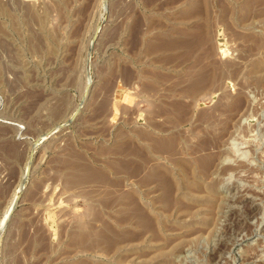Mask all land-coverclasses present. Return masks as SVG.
<instances>
[{
	"label": "rangeland",
	"instance_id": "obj_1",
	"mask_svg": "<svg viewBox=\"0 0 264 264\" xmlns=\"http://www.w3.org/2000/svg\"><path fill=\"white\" fill-rule=\"evenodd\" d=\"M0 264H264V0H0Z\"/></svg>",
	"mask_w": 264,
	"mask_h": 264
},
{
	"label": "bare ground",
	"instance_id": "obj_2",
	"mask_svg": "<svg viewBox=\"0 0 264 264\" xmlns=\"http://www.w3.org/2000/svg\"><path fill=\"white\" fill-rule=\"evenodd\" d=\"M27 10H28V9H27ZM242 37H243V36H242ZM200 38H201V37H200ZM22 183H23V182H21L20 186L18 187L19 189L16 190L17 192L15 193V196H14V199H13L11 205L9 206V208H7L8 210H7L6 214H4V215H6V216H5V220H6L7 216H8V214L10 213V211L14 209V208L12 209V207H13L14 202H15L17 196H18V193L21 192L20 190L22 189V188H21ZM8 204H9V203H8ZM2 219H3V218H2ZM1 221H2V220H1ZM3 222H4V221H3ZM2 224H3V223H1V225H2Z\"/></svg>",
	"mask_w": 264,
	"mask_h": 264
},
{
	"label": "water",
	"instance_id": "obj_3",
	"mask_svg": "<svg viewBox=\"0 0 264 264\" xmlns=\"http://www.w3.org/2000/svg\"><path fill=\"white\" fill-rule=\"evenodd\" d=\"M104 3H105V2H104ZM76 114H77V113H76ZM75 117H76V115H74V116L72 117L71 121H72ZM48 134H50V133H48ZM48 134H47V135H48ZM33 156H34V155H33V151H31V152H30V158L32 159Z\"/></svg>",
	"mask_w": 264,
	"mask_h": 264
},
{
	"label": "crops",
	"instance_id": "obj_4",
	"mask_svg": "<svg viewBox=\"0 0 264 264\" xmlns=\"http://www.w3.org/2000/svg\"><path fill=\"white\" fill-rule=\"evenodd\" d=\"M60 1H62V0H60ZM99 10H100V7H99ZM22 172H23V170H22ZM21 175H22V173H21ZM20 179H21V176H20V178H19V180L18 181H20ZM20 197V196H19Z\"/></svg>",
	"mask_w": 264,
	"mask_h": 264
}]
</instances>
